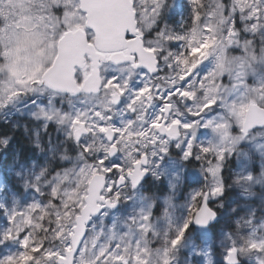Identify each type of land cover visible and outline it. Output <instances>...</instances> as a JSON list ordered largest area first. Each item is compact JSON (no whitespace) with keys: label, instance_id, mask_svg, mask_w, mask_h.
Returning <instances> with one entry per match:
<instances>
[{"label":"snow or ice","instance_id":"obj_1","mask_svg":"<svg viewBox=\"0 0 264 264\" xmlns=\"http://www.w3.org/2000/svg\"><path fill=\"white\" fill-rule=\"evenodd\" d=\"M258 65L264 0H0V156L32 193L0 264H264L257 206L222 222L264 177Z\"/></svg>","mask_w":264,"mask_h":264},{"label":"rangeland","instance_id":"obj_2","mask_svg":"<svg viewBox=\"0 0 264 264\" xmlns=\"http://www.w3.org/2000/svg\"><path fill=\"white\" fill-rule=\"evenodd\" d=\"M172 2H173V0H170V3H172ZM174 2H175L176 5H179L180 3H182V0H174ZM176 11H178V18H179V8L175 9V12ZM257 71L258 72H264V66H259L258 65L257 66ZM202 138H204V137L202 136ZM57 156H59V153H58ZM41 158H42V156H40V159L38 161L41 164H43V160ZM233 162H235V157L233 158ZM11 163H12V156H11V158L9 160L8 165H7L9 168H10ZM28 164L30 165L31 162H29ZM16 170H19V166H17ZM4 171L7 172L6 168H2V172H0V178H3L5 184L7 185V188L5 189V191L4 190H0V203H9L10 199H11V195L13 193H16L17 194V199H19L21 201H23L24 199H30L31 196H32V193L30 191L29 192H24L22 183L18 184V182H17V177H15V181H14V185L19 186L17 189L13 190L11 188V186L7 184V181L4 178ZM257 171H259V169H257ZM185 177H186V182H187L186 186L187 185H191L192 183H194L195 181L198 180L197 172L192 170L191 167L185 173ZM260 180H261V183L260 184H256L254 186V188L251 189L252 191H254L256 193V195L254 197L249 198L247 201L238 199L233 193H229L228 197L225 199V207H224V210L222 212V222L224 220V217L228 213L229 207H231L234 204L246 203L249 206H257L256 207V215H257V220L258 221H259V218L261 216H264V207H260L259 206L260 205V197L264 196V177H261ZM148 186H151V189H150L151 191L155 190V187L153 185L149 184ZM23 192H24L23 196L19 195V193H23ZM243 209L245 211H243ZM259 210H261V211L259 212ZM246 211H247L246 208H239L237 213H236V215L237 216L244 215ZM224 227L227 228V229L232 230L233 235L237 236L235 228H234V226L231 223V219H229L228 222L224 224ZM243 231L247 232L248 229L245 227V228H243ZM219 254H220V249L217 247L216 250H215V255L210 258L213 261V264H215V262L220 261ZM180 264H186V261L182 258L180 260ZM243 264H252V258L251 257H244L243 258Z\"/></svg>","mask_w":264,"mask_h":264},{"label":"trees","instance_id":"obj_3","mask_svg":"<svg viewBox=\"0 0 264 264\" xmlns=\"http://www.w3.org/2000/svg\"><path fill=\"white\" fill-rule=\"evenodd\" d=\"M169 2H170V0H169ZM175 14H176L177 19H178V11H176ZM14 144L21 147V158H22V160H24V162L26 164L31 162L30 159H26V157L29 155V150L27 149L26 144L21 140L19 134L17 137V141H15ZM62 152H63V150L61 149V153ZM69 154H71V153H69ZM11 156H12V149H10L9 152L7 154H5L4 156H0V172H2V168H6L8 173L6 171H4V178L6 179L7 184L10 185L11 188L14 190V189H17L19 186L14 185L15 176L12 174V171L7 166ZM39 159H40V157H39ZM41 159L43 160V156ZM57 159H59V156H57ZM38 163H40V162L38 161ZM150 189H151V186H148L147 190L151 191ZM243 211H245V210L243 209ZM260 211L261 210H259V212ZM215 264H220V261L215 262Z\"/></svg>","mask_w":264,"mask_h":264}]
</instances>
